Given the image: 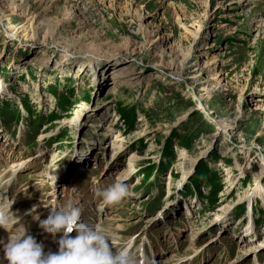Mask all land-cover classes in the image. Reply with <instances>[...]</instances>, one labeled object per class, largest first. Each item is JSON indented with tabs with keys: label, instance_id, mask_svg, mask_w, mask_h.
Masks as SVG:
<instances>
[{
	"label": "rangeland",
	"instance_id": "1",
	"mask_svg": "<svg viewBox=\"0 0 264 264\" xmlns=\"http://www.w3.org/2000/svg\"><path fill=\"white\" fill-rule=\"evenodd\" d=\"M80 1L0 0V209L49 249L72 204L137 264H264V0Z\"/></svg>",
	"mask_w": 264,
	"mask_h": 264
},
{
	"label": "clouds",
	"instance_id": "2",
	"mask_svg": "<svg viewBox=\"0 0 264 264\" xmlns=\"http://www.w3.org/2000/svg\"><path fill=\"white\" fill-rule=\"evenodd\" d=\"M127 194L123 182L114 183L100 193L105 204L117 203ZM10 205L0 209V228L9 233L6 241L0 238L7 264H137L127 245L115 250L103 229L82 222L78 206L50 207L47 217L39 220L45 233L60 234L57 251H45L43 241L30 234L24 224L18 226L21 218L10 210ZM35 208L34 205L30 211ZM14 227L15 231H10ZM73 232L75 235H70Z\"/></svg>",
	"mask_w": 264,
	"mask_h": 264
},
{
	"label": "bare ground",
	"instance_id": "3",
	"mask_svg": "<svg viewBox=\"0 0 264 264\" xmlns=\"http://www.w3.org/2000/svg\"><path fill=\"white\" fill-rule=\"evenodd\" d=\"M74 6H76V7L70 9V10H69V13H68L70 18L73 17V16L81 15L82 13H85L86 11H88V9H89V1H88V0H82V1H80L78 4H76V5H74ZM85 14H86V13H85ZM82 15H83V14H82ZM24 26H25V25H24ZM24 30H25V29H24ZM17 32H18V31H17ZM201 90H204L203 86H201ZM229 173H230V172H229ZM258 190H259V189H257V191H258ZM248 202H249L250 204L253 203V201H251V200H249ZM225 208H227V206L223 207L224 210H226ZM228 208H229V206H228ZM244 214H245L244 217H245V216L247 217L248 212L245 211ZM246 217H245V218H246ZM10 230H11V229H10ZM37 230H38V231H37ZM37 230H36L37 232L35 231V232H36L35 234H36L37 236H39V235L42 236V234L45 233L41 227H38ZM4 232L8 234V232H7L5 229L0 228V238H3V239L6 241V240H7V237H6V235L4 234ZM47 240H49V239H47L46 236H42V238L40 239V241H43V243H44V241L47 242ZM44 245H45V244H44ZM57 249H58V244H55L54 242H52V247H51L50 249L47 248V247L45 246V251H49V250H51V251H57ZM0 250H3L2 247H0ZM0 264H7V260H6L5 257H4V253H3V254L0 253Z\"/></svg>",
	"mask_w": 264,
	"mask_h": 264
},
{
	"label": "trees",
	"instance_id": "4",
	"mask_svg": "<svg viewBox=\"0 0 264 264\" xmlns=\"http://www.w3.org/2000/svg\"><path fill=\"white\" fill-rule=\"evenodd\" d=\"M24 104H27V101H25ZM11 115H12V116H18L19 113L13 111V112L11 113ZM190 118H191V117H189V118L187 119V121L184 122L181 126H185V127L190 126V122L193 120V119H190ZM129 119L132 121L134 118H129ZM129 119H127L126 124H127L128 126H132V123H131V121H130ZM176 135H177V134H176ZM165 155H166V154H165ZM203 165H204V164H203ZM203 165H202V163H200V164L198 163V165H197V169H196V171L194 172V174L192 175V178L190 179V181H191L192 183H197V180L200 178V176L204 174V171H205V170H207V167H205V166H203ZM207 173H208V175H209L211 172L207 170ZM208 180H209L210 182H213V181H214V176H212V175H211V177L209 176ZM243 213H244V212H243Z\"/></svg>",
	"mask_w": 264,
	"mask_h": 264
}]
</instances>
